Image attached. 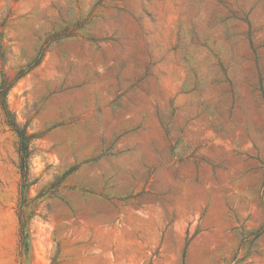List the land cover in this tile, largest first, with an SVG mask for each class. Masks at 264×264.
Masks as SVG:
<instances>
[{"label": "rangeland", "instance_id": "rangeland-1", "mask_svg": "<svg viewBox=\"0 0 264 264\" xmlns=\"http://www.w3.org/2000/svg\"><path fill=\"white\" fill-rule=\"evenodd\" d=\"M0 264H264V0H0Z\"/></svg>", "mask_w": 264, "mask_h": 264}, {"label": "trees", "instance_id": "trees-1", "mask_svg": "<svg viewBox=\"0 0 264 264\" xmlns=\"http://www.w3.org/2000/svg\"><path fill=\"white\" fill-rule=\"evenodd\" d=\"M23 136H24V133L23 134H20V154L21 156H23V152L26 151V147H24V142H23Z\"/></svg>", "mask_w": 264, "mask_h": 264}]
</instances>
